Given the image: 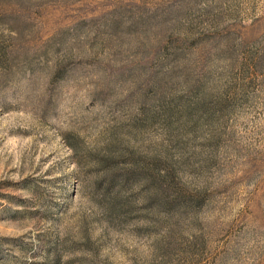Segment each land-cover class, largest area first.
<instances>
[{
    "label": "rangeland",
    "instance_id": "374dc122",
    "mask_svg": "<svg viewBox=\"0 0 264 264\" xmlns=\"http://www.w3.org/2000/svg\"><path fill=\"white\" fill-rule=\"evenodd\" d=\"M0 264H264V0H0Z\"/></svg>",
    "mask_w": 264,
    "mask_h": 264
},
{
    "label": "trees",
    "instance_id": "16d2710c",
    "mask_svg": "<svg viewBox=\"0 0 264 264\" xmlns=\"http://www.w3.org/2000/svg\"><path fill=\"white\" fill-rule=\"evenodd\" d=\"M164 97H161L159 100H155L153 102V104L151 105V108L153 109L154 108V111L156 109H158L157 112H160V114H168L166 115V121L168 122V130L170 131H177L178 129V124H177V121H174L173 120V113L172 115H170V111L172 110L173 111V108L175 110H178L181 108L182 104H181V98L180 97H177V96H174V95H167V99H163ZM205 102H203L202 104H204ZM200 104V103H199ZM156 113H152L150 116H148V121L151 122L152 124L154 122H156L157 118L160 117L161 115H158ZM184 112H186L187 114H190L192 113L191 111V108L189 106H186V108L184 109ZM172 117V118H171ZM163 119V118H162ZM164 120V119H163ZM171 120V121H170ZM132 173H129L128 175H126L125 177V184L126 182H128L129 178L131 177ZM118 176L119 174L118 173H115V183L117 182L118 180ZM166 177H170V174L168 173L166 175ZM123 188V187H122Z\"/></svg>",
    "mask_w": 264,
    "mask_h": 264
}]
</instances>
